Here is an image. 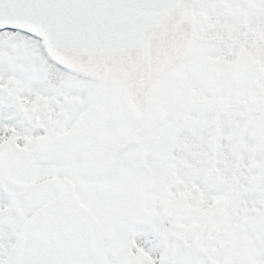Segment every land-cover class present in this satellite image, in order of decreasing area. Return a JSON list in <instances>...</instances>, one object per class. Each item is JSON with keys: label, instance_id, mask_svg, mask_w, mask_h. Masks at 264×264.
Wrapping results in <instances>:
<instances>
[{"label": "snow or ice", "instance_id": "6c2138e0", "mask_svg": "<svg viewBox=\"0 0 264 264\" xmlns=\"http://www.w3.org/2000/svg\"><path fill=\"white\" fill-rule=\"evenodd\" d=\"M0 264H264V0H0Z\"/></svg>", "mask_w": 264, "mask_h": 264}]
</instances>
